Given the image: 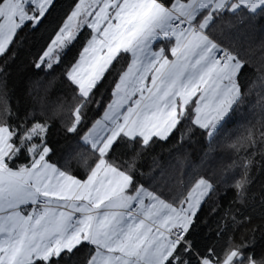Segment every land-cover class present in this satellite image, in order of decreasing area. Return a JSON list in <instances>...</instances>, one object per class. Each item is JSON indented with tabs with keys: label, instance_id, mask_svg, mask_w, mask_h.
<instances>
[{
	"label": "snow or ice",
	"instance_id": "snow-or-ice-1",
	"mask_svg": "<svg viewBox=\"0 0 264 264\" xmlns=\"http://www.w3.org/2000/svg\"><path fill=\"white\" fill-rule=\"evenodd\" d=\"M257 174L264 0H0V264H264Z\"/></svg>",
	"mask_w": 264,
	"mask_h": 264
},
{
	"label": "trees",
	"instance_id": "trees-1",
	"mask_svg": "<svg viewBox=\"0 0 264 264\" xmlns=\"http://www.w3.org/2000/svg\"><path fill=\"white\" fill-rule=\"evenodd\" d=\"M26 87L31 88L32 95L39 98L40 96H46L47 98H50L52 102H54L61 93L56 90V86H48L47 81L43 80L39 77H34L30 85H26ZM253 100H255V96L253 97ZM254 118H258V113L254 116ZM157 159L165 164V165H177L178 161L174 157L167 156L166 153H160L157 156ZM259 159V156H257V160ZM228 163L229 161H225ZM153 163L151 158H146L144 161L145 170H147V167L150 166ZM75 166V165H73ZM191 171V169H189ZM264 178H261L259 174H257V179L255 183L251 186L250 195H254V199L257 201L260 199V195L262 192H264ZM233 193L231 191H225L221 190L220 199L222 201H227L231 198ZM262 253L257 250V259L260 258V255Z\"/></svg>",
	"mask_w": 264,
	"mask_h": 264
}]
</instances>
